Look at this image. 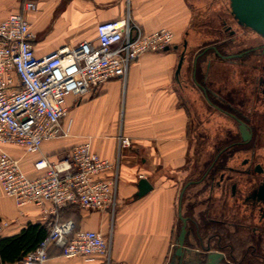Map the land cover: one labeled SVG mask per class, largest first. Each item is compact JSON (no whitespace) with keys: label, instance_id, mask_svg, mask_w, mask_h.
Listing matches in <instances>:
<instances>
[{"label":"crops","instance_id":"1","mask_svg":"<svg viewBox=\"0 0 264 264\" xmlns=\"http://www.w3.org/2000/svg\"><path fill=\"white\" fill-rule=\"evenodd\" d=\"M214 1L222 10L213 11ZM225 3V0H35V8L24 11L23 0H0V20L10 13L23 12L34 35L37 55L81 41H94L96 24L127 16L143 32L166 28L173 34V44L168 50L144 52L129 64L124 85L113 80L81 97L69 96L67 112L61 120L66 136L43 142L36 153L25 152L19 146L0 145V150L19 160L28 178H35L42 173L34 167L37 160L55 162L73 146L86 141L100 158L115 160L116 136L121 131L129 137L130 146L118 159L114 213L75 205L59 208L55 214L44 213L32 203L19 208L0 186V222H8L0 231V238L16 235L28 224L47 227L49 220L57 218L59 222L71 221L74 231L92 230L110 237V259L107 261L101 255L69 258L51 246L44 264H206L205 253H200L201 260L194 252H185L182 261L177 256L172 259L181 226L180 206L182 217L199 227L204 245L209 244L212 252L223 254L215 264L233 261L227 244L229 237L239 241L237 250L243 256L237 264H246L249 255L253 264H262L264 245L255 238L254 220L244 218L241 207L230 195L226 198L216 194L209 199L204 182L192 183L209 164L214 146L223 141L222 136L213 139L214 134L229 131L239 139L236 123L223 121L224 116L210 105L208 96L194 81L197 65L200 83L207 86L209 80L216 81L222 89L224 74L232 69L212 49L217 47L223 52L225 35L220 29V19L227 16ZM183 51L184 59L176 76ZM236 69H233L235 79ZM182 81L187 87L180 86ZM140 179H146L152 188L136 196ZM186 184L189 185L179 201ZM44 207L49 211L51 205L46 203ZM192 225L189 223L190 229L186 227L190 239L194 233ZM246 246H252L251 250L245 251Z\"/></svg>","mask_w":264,"mask_h":264},{"label":"built area","instance_id":"2","mask_svg":"<svg viewBox=\"0 0 264 264\" xmlns=\"http://www.w3.org/2000/svg\"><path fill=\"white\" fill-rule=\"evenodd\" d=\"M24 11L35 8V0H23ZM34 35L23 12L0 20V145L39 152L43 142L67 135L61 126L66 99L91 93L102 84L118 80L125 84L128 66L140 54L165 50L173 44L166 28L143 32L125 18L96 24L94 41H81L37 55ZM116 158H100L89 141L73 146L55 162L41 158L34 163L42 173L28 178L19 160L0 150V186L14 198L17 207L27 203L44 213L75 205L90 211L114 213L117 204L118 165L130 139L116 136ZM51 205L49 211L44 207ZM8 222H0V231ZM71 221L49 220L47 234L16 264H44L48 249L57 247L65 257L110 259V237L92 230H73Z\"/></svg>","mask_w":264,"mask_h":264},{"label":"flooded vegetation","instance_id":"3","mask_svg":"<svg viewBox=\"0 0 264 264\" xmlns=\"http://www.w3.org/2000/svg\"><path fill=\"white\" fill-rule=\"evenodd\" d=\"M220 29L225 36L221 45L223 52L219 53L232 66V71L230 69V74H224L220 89L216 81L209 80L207 86L200 83L196 65L194 81L208 96L210 105L224 116L222 120L236 123L239 139L229 131L214 134L213 139L222 136L223 141L214 146L215 153L209 164L200 173V178L192 183L204 182L209 190V199L216 194L234 198L244 218L254 220V228H251L256 240L264 245V38L240 26L230 14L220 19ZM215 50L218 53L217 47ZM233 68L238 71L234 80ZM179 84L187 87L184 81ZM239 122L244 123L250 132L246 140L240 133ZM189 223L192 225L186 221L188 229ZM192 227V239L187 234L188 242L184 238L183 246L201 260L200 253L207 254L213 250L209 244L204 245L199 227L195 224ZM251 247H244L245 251H250ZM236 262L234 259L226 260L228 264L239 263Z\"/></svg>","mask_w":264,"mask_h":264},{"label":"water","instance_id":"4","mask_svg":"<svg viewBox=\"0 0 264 264\" xmlns=\"http://www.w3.org/2000/svg\"><path fill=\"white\" fill-rule=\"evenodd\" d=\"M226 1H227V7L229 9V14L240 26L250 29L264 38V0H226ZM186 45L187 43L186 41H184L183 42L184 50L186 49ZM172 48L176 49L177 46H173ZM168 49L169 47L165 48V50ZM183 59H184V51L181 53L180 57L178 58V64L175 72L176 76L179 73ZM239 130L244 140L250 137V132L248 130V127L244 123L239 122ZM189 184H186L182 188L180 192L179 201L181 200L185 188ZM137 188L138 191L136 192V196H142L145 193H147L152 188V186L146 179H140L138 181ZM178 217L181 220V226L179 229L178 237L175 242L174 255L172 259L174 260V258L177 256L182 261V259L184 258V253L185 252L190 253L189 252L190 250L185 249L183 247L184 237L186 235V219L181 215L180 206H179ZM222 257L223 254L219 252H210L206 254L205 262L206 264H215L216 261L222 259Z\"/></svg>","mask_w":264,"mask_h":264},{"label":"trees","instance_id":"5","mask_svg":"<svg viewBox=\"0 0 264 264\" xmlns=\"http://www.w3.org/2000/svg\"><path fill=\"white\" fill-rule=\"evenodd\" d=\"M200 178V176L198 177ZM220 230L218 231V233ZM47 234V227L44 224H28L18 234L0 238V261L5 263H18L30 251H32L38 243ZM239 241L234 237H229L228 246L231 249L230 254L234 260L239 262L242 254L237 250ZM237 251V253L234 250ZM254 260L249 255L246 257V264H253Z\"/></svg>","mask_w":264,"mask_h":264},{"label":"rangeland","instance_id":"6","mask_svg":"<svg viewBox=\"0 0 264 264\" xmlns=\"http://www.w3.org/2000/svg\"><path fill=\"white\" fill-rule=\"evenodd\" d=\"M225 2H226V0H225ZM225 4H226V3H225ZM216 6H217V7H216ZM213 8H214L213 11H218V10L221 9V8H219V4H217V1H216V2L214 1V2H213ZM210 9H212V8H210ZM210 9H209V10H210ZM221 10H222V9H221ZM228 11H229V9H228L227 4H226V15H229V14H228V13H229ZM207 12H208V10H207ZM207 12H206V13H207ZM212 49L215 50V48H212ZM215 52L217 53V51H215ZM219 52H220V51L218 50L217 56H220V53H219ZM213 60H215V59H213ZM230 69H231V68H230ZM233 69H234V68H233ZM231 70H232V69H231ZM236 70H237V69H236ZM233 71H234V70H233ZM228 73L230 74V71H228L226 74H228ZM232 75H233V73H232ZM235 77H236V76H233L232 79L234 80ZM223 81H224V78H223ZM215 127H216V126H215Z\"/></svg>","mask_w":264,"mask_h":264},{"label":"bare ground","instance_id":"7","mask_svg":"<svg viewBox=\"0 0 264 264\" xmlns=\"http://www.w3.org/2000/svg\"><path fill=\"white\" fill-rule=\"evenodd\" d=\"M226 4H227V1H226Z\"/></svg>","mask_w":264,"mask_h":264}]
</instances>
